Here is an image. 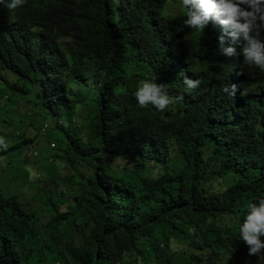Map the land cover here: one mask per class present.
I'll use <instances>...</instances> for the list:
<instances>
[{"label":"trees","instance_id":"1","mask_svg":"<svg viewBox=\"0 0 264 264\" xmlns=\"http://www.w3.org/2000/svg\"><path fill=\"white\" fill-rule=\"evenodd\" d=\"M180 2L0 5V264H264L239 234L264 199V71ZM154 75L183 100L139 106Z\"/></svg>","mask_w":264,"mask_h":264},{"label":"clouds","instance_id":"2","mask_svg":"<svg viewBox=\"0 0 264 264\" xmlns=\"http://www.w3.org/2000/svg\"><path fill=\"white\" fill-rule=\"evenodd\" d=\"M26 0H0V5L9 10L10 15L14 10L22 7ZM246 6V7H241ZM186 15L184 24L200 33L212 22L221 28L217 37L220 53L225 57L242 56L244 64L255 66L264 71V0H181L180 5ZM250 9V10H249ZM243 40L244 46L238 52L237 42ZM183 75V74H181ZM154 75L151 80L143 79L139 82L135 92L136 100L141 107L148 104L155 106L159 111L166 110L183 100V96H170L167 84H157ZM183 83L188 88H197L201 81L198 79L184 78ZM236 86L225 87L223 91L229 96L235 95ZM3 100L10 97L3 95ZM13 131V128H9ZM46 130L41 129L44 133ZM36 155L35 153L33 154ZM247 214L239 226L241 241L248 247V255L264 259V199L257 203L248 202L245 205Z\"/></svg>","mask_w":264,"mask_h":264},{"label":"rangeland","instance_id":"3","mask_svg":"<svg viewBox=\"0 0 264 264\" xmlns=\"http://www.w3.org/2000/svg\"><path fill=\"white\" fill-rule=\"evenodd\" d=\"M14 99L20 101V97L18 98V96L14 97ZM5 101H6V100H5ZM19 108H20V107H18V108L16 109V112H18ZM22 109H23V108L21 107V110H20V111H22ZM22 119H23V118H22ZM11 122H12V125H11L12 128H14V127H22V124H23V123H22V120H20L19 118H16V119H14L13 121L11 120ZM34 123H35V126H36V127H40L41 129L44 128V130H45L46 125H42V123H43L42 121H38L37 118H35ZM41 126H42V127H41ZM6 130L9 132V129H6ZM5 134H6V131L4 130L3 125L0 124V135L4 136ZM2 142H4V141H2ZM40 161H41V160H40ZM221 185H222V184H221ZM221 185H220V186H221ZM51 252H52V251L49 250V249L40 248L39 250H37V251L34 253L33 257H35V258H37V259H39V260H45V261H46L45 255H49ZM34 263H36V262H34Z\"/></svg>","mask_w":264,"mask_h":264},{"label":"bare ground","instance_id":"4","mask_svg":"<svg viewBox=\"0 0 264 264\" xmlns=\"http://www.w3.org/2000/svg\"><path fill=\"white\" fill-rule=\"evenodd\" d=\"M232 64V63H231ZM230 66V65H229Z\"/></svg>","mask_w":264,"mask_h":264}]
</instances>
